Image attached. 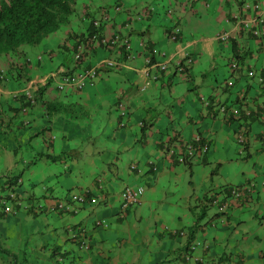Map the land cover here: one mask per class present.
Wrapping results in <instances>:
<instances>
[{
  "label": "crops",
  "instance_id": "obj_1",
  "mask_svg": "<svg viewBox=\"0 0 264 264\" xmlns=\"http://www.w3.org/2000/svg\"><path fill=\"white\" fill-rule=\"evenodd\" d=\"M170 2L162 0L156 13L164 26L161 35L153 38L155 14L130 32L134 42L140 41L136 36L148 37L145 48L157 44L170 55L157 57L171 62L146 90L139 89L145 62L131 58L114 71L124 74L121 79L106 69L94 86L79 93L45 85L29 115H22L23 99L14 91L31 74L22 71L0 81V176L22 173L20 192L33 196V202L49 206L64 201V212L23 209L13 216L0 207L2 248L23 257L35 255V264H42V257L60 243L80 264H194L196 257H204L201 264H264V85L257 80L264 73V46L245 32L229 44L219 41L215 36L222 27L216 24L211 0L176 9L185 19V34L172 41L166 30L171 19L164 13ZM142 6L140 2L136 9ZM224 21V29L234 23ZM238 51L244 68L233 86L226 87L222 81L231 76L228 63ZM184 52L195 55V64L179 73L174 61ZM53 63L36 65L34 76ZM201 93L211 97L209 107L200 101ZM119 100L127 115L120 116ZM222 102L247 105L253 114L226 119L216 110ZM237 132H244L243 152ZM196 134L209 144L205 153L190 163L167 156L166 143H189ZM150 164L158 167L156 172L149 170ZM250 182L251 195L230 200L224 215L213 217L217 209L212 206L198 219L199 208L193 206L205 196L220 192L223 198L224 188ZM138 184L145 186L141 202L123 213L121 191ZM77 195H85L86 201L79 202ZM100 218L107 222L97 225ZM190 238L202 244L186 257ZM81 239L89 249L81 247ZM9 261L0 250V264Z\"/></svg>",
  "mask_w": 264,
  "mask_h": 264
},
{
  "label": "trees",
  "instance_id": "obj_2",
  "mask_svg": "<svg viewBox=\"0 0 264 264\" xmlns=\"http://www.w3.org/2000/svg\"><path fill=\"white\" fill-rule=\"evenodd\" d=\"M112 1L116 2V0ZM159 1L161 3L162 0ZM201 1L206 2V0H179L178 5L180 7L184 6L192 9L197 5L199 6V2ZM105 2V5L109 7L110 4H108V0H105ZM242 2L243 0H229L228 3H233L237 4V6H240ZM97 4L98 1L95 0H0V81L5 80L8 77L13 78L19 72L23 71L24 73L26 71L31 74L28 75L24 80L25 82H27L30 78H32V75L34 76V74L37 73L36 65H43L50 61L56 62L57 56L61 60H72L74 57L73 51H75L78 46L86 40V38L90 39L89 36H85L86 34H91L94 32L102 33V29L100 27H96L92 22H90V17H93L94 14L92 5L96 6ZM81 14H83V16L85 15V19L88 20L80 18ZM76 15L79 18L73 20V17ZM129 21L131 20L129 19ZM124 22H126V20ZM78 23L80 25L79 28ZM229 28L219 30L218 32L221 33L223 31L229 30ZM179 37L180 34L175 33V40L173 41H178ZM233 39L234 36L231 34L230 38L219 41L225 44H229ZM86 45L88 47L92 44ZM153 46L154 45L151 44L149 47L147 57L149 61H147V59L144 60L148 65H152L155 63V61H153L154 59H156L155 55L153 54ZM160 51L161 48H158L157 52ZM190 56L195 55H192L190 53V55L184 54L180 57L175 58L174 63L177 66L179 73H181L182 71L191 70L192 66L188 68V61ZM190 62H193V59ZM164 73L165 70L162 72V75ZM251 74L253 75L254 71H251ZM39 91L37 93H39ZM199 98L205 107L210 106L212 100L210 96L201 93ZM23 100L25 104L30 103L28 100ZM206 101H208L209 103L206 104ZM233 118L234 115L232 114L228 117L229 120ZM202 139L203 137L200 136V139L197 140L198 142H203ZM186 145V143H183V147L185 150H182L180 146H177L178 150L173 148L174 150L172 152L165 151V153L167 154V156L170 155L175 157L177 162L179 163H190V158L194 159L195 157L193 155H188V153L186 152ZM135 167V165H131V169H134ZM148 168L151 172H156L158 169V167L154 164H150ZM23 183L24 176L22 173L9 172L0 176V207L1 209L3 208L2 212L5 215L8 214L17 216V214H19L23 209L36 214L47 211L49 212L51 211V208H53L52 211L64 212L63 208H59L57 206L58 201L48 206L43 202H33L31 199L33 198V196L26 198L20 192L19 186L21 184L23 185ZM128 186L137 187L143 185L138 184ZM143 187L145 190V186ZM233 189V186L224 188L226 192L224 193L223 198L220 197V192H216L214 193V195H208L201 199L196 206H193H198L199 208L198 212L200 211V217L198 219L201 220L202 218H204L207 209L211 208L212 206H216L217 209V212L215 215H213V217L216 215L222 216L228 209V205L222 208L224 203L229 204L230 200L242 199L248 194L249 196L251 195L250 191L241 196H237L236 194H234ZM123 191L124 189L121 191V198ZM79 197H81V199L79 198V202L86 201L85 195H79ZM5 200H7L11 206L10 211H5L4 209ZM140 202L141 199L139 203ZM137 204L133 206H136ZM133 206L127 209H123L121 203L120 208L124 213V211L129 210ZM95 222L97 225H103V223H106L107 221L100 218L96 219ZM104 226H106V224H104ZM190 233L193 234V230H191ZM192 240L193 239L190 238L189 242L184 247V249H186V257L191 255L193 256V252L195 250L193 246L197 240L193 244L191 243ZM81 247L84 249H89L90 245L83 239L81 241ZM0 250L9 255L11 261H9L8 264H35V255L30 256L29 254H27L23 257L20 256L18 252L14 250H7L5 248H2L1 246ZM74 255L69 250V247L65 245V243H60L59 245H54V247H51L49 250V254H47L45 257H42V264H80L79 261H77V258L76 260L73 258ZM193 260L194 264H201L205 259L204 257H196V259Z\"/></svg>",
  "mask_w": 264,
  "mask_h": 264
},
{
  "label": "clouds",
  "instance_id": "obj_3",
  "mask_svg": "<svg viewBox=\"0 0 264 264\" xmlns=\"http://www.w3.org/2000/svg\"><path fill=\"white\" fill-rule=\"evenodd\" d=\"M132 0H116L114 1H108V4L113 5V9L115 13L111 11V9L106 6L105 0L98 1V4L96 6L92 5L93 8V17H90V22H92L96 27H100L102 29V33L94 32L91 34H86L85 36H89L90 39H87L83 41L78 48L73 51L74 57L72 60L69 59H63L59 62H54L53 65L50 67V69L40 72V75L32 76L25 85H22L15 89L14 96L18 98H22L25 100H28L30 103L25 104L24 100L23 102V110L27 111L30 110V108L35 105L37 102V92L40 90L41 87H44L45 85H48L55 81L56 88L59 91H66V90H72L76 93L82 92L87 88L89 85L96 84L97 81L101 77L102 71L106 69H111L113 67H116L117 69L122 67L123 65L127 64V62L134 58L132 56V49H133V43L131 37V31L134 30L138 22L141 20L148 19L152 17L154 14L158 13L159 6H150V4L147 2H143V6L136 9V6H138V3L135 5H132ZM264 0H243L240 6H238V10L230 11L229 13H225L224 17L226 21L233 20L234 23H232V27L229 28V30L223 31L221 33H216V38L218 40L223 41L221 39L220 35L224 32H229L230 36L231 34L234 36V39L237 35V33H243L251 35L252 37L256 38L261 46H264ZM128 5V6H127ZM230 5H233V3H230ZM209 6V3L207 1V7ZM123 8H127L128 10L136 9V13L132 14L131 16H125L122 14L121 10ZM143 10L145 12H143ZM171 11V7H168L166 9V12L169 13ZM86 14V13H85ZM137 14V16H136ZM136 16V17H135ZM85 15H80V18L85 19ZM76 18H79L76 15ZM129 19L131 21H129ZM88 20V19H85ZM126 20V22H124ZM80 23V21H79ZM78 23V28L80 27ZM169 36V35H168ZM230 36L228 38H230ZM169 38L173 41L174 35L169 36ZM141 43H143L144 46H146V42L143 40H140ZM138 41V42H140ZM91 45L88 46L87 45ZM153 49H158L159 47L157 45L153 46ZM93 50V51H91ZM104 52L105 54H100L99 51ZM95 51L99 54H95ZM95 55V57H93ZM155 55V58L153 61H155L154 64L148 65L145 61L144 66L142 67V72L145 75L144 82L140 85V90H146L149 88L152 83L159 79V77L162 75V72L167 70L169 63L171 60H159L157 59L158 56L162 55V57L167 58L168 55L167 51L164 49H161L160 52H153ZM184 54L190 55V52H184ZM93 57V58H92ZM92 58V59H91ZM110 58H116L119 61L118 65L114 66H108L104 60L110 59ZM91 59V62H90ZM148 60V58L146 57ZM193 62H190L192 61ZM196 57L190 56L188 61V68L193 65L195 62ZM174 60V59H173ZM172 60V61H173ZM236 62L237 66L233 67V63ZM160 63V64H159ZM164 65V67H162ZM229 69L231 72V77L226 81L225 86L231 87L234 84L235 75L240 72L241 67L244 68V62L241 57V52L238 51L237 55L232 54L230 57V61L228 63ZM95 69L96 76L94 78H87L85 80V84L82 86L75 85L73 82H66L63 88L59 87L60 82L66 81V77H72L77 76L83 72H85L87 69ZM236 70V71H235ZM235 71V72H234ZM261 73V74H260ZM264 73L259 72L257 75L258 83L264 85ZM248 75L251 76V71L248 72ZM255 75V72L254 74ZM94 86V85H93ZM244 98V97H243ZM209 102L206 101V104ZM212 103V101H211ZM211 105V104H210ZM117 109L120 113V115H127L128 110L125 108V103H123L121 100L117 101L116 103ZM221 106H225L227 112L232 108H238L239 113L237 115H234V118H247L252 115V110L247 105L242 104H228L226 102L217 103L216 104V110L226 119H228L229 115L227 113H224L221 111ZM231 115V114H230ZM121 126L125 125L126 122L122 120L119 123ZM243 133L244 141L240 142L238 139V134ZM200 134H196L193 138L192 142L186 143L187 149L191 145L195 148V152L191 155H193L195 158L197 156L202 155L205 153L208 148L209 144L205 142L204 139H202L203 142H198L197 137L200 139ZM236 139L239 145L240 152H243L244 146H245V136L244 132H237ZM200 144L199 148L195 147V144ZM206 144L208 148L206 150H202L201 146ZM177 146H183V143L175 144V143H168L166 146L165 151L170 152V150H174L173 148L177 149ZM184 148V147H182ZM185 150V149H184ZM254 183L250 182L249 184H241V185H233V187H245V193H248L252 190ZM249 187L250 190L247 188ZM74 198L81 199L79 195L75 196ZM228 205V203H224ZM59 208H64V201H60L57 205ZM66 205V209H68ZM53 208L50 210L52 211ZM6 211V210H5ZM177 231H174L176 233ZM181 235H184V231L179 232ZM200 242L199 245L202 244L201 240H197L196 242ZM195 242V241H194ZM192 242V244L194 243ZM198 245V246H199ZM197 246V247H198Z\"/></svg>",
  "mask_w": 264,
  "mask_h": 264
},
{
  "label": "rangeland",
  "instance_id": "obj_4",
  "mask_svg": "<svg viewBox=\"0 0 264 264\" xmlns=\"http://www.w3.org/2000/svg\"><path fill=\"white\" fill-rule=\"evenodd\" d=\"M95 1H101V0H95ZM108 1H112V0H108ZM178 1L179 0H171V2H170L171 11L169 13H167L166 11L164 12V13H166V16L171 19V24L168 25V28H166V30H168L167 33L169 36H173L175 33H178V34L182 33L183 35L185 34V25H184L185 19L183 17H180L181 16L180 12H176V9L179 8ZM215 1L216 0H211V8L214 6L215 15L217 18L216 24L219 25L220 27H222L221 28V30H222V29L226 28L223 26H227L225 24V21H224L225 13L228 11L238 10V6H237V4H233V5H230V7H229L227 5V3L229 1H225V2H223L224 0H218L217 2H215ZM128 2H129V0H128ZM131 2H132V5H135L136 3L139 4L140 2L141 3L145 2V4H146L148 2L150 4V6H152V7L160 6V4H161L159 0H132ZM262 3H264V2H262ZM109 8L111 9V11L113 13H115V11L113 9V5H111ZM121 12L125 16H131L132 14L136 13V9L132 8L131 10H128L127 8H123L121 10ZM143 12H145V11L143 10ZM186 12L188 13L189 11H186ZM136 16H137V14H136ZM150 18H148V19H150ZM159 18H160V15L155 14L153 20L150 23L151 24V31L153 33V38H155L158 35H161V33L164 32V26L161 23H159ZM75 19H76V16L73 17V20H75ZM148 19L144 18L140 22L148 20ZM186 36H187V34H186ZM136 37L138 38V40H144L145 42L150 41V39H148V37H144V36H136ZM148 51H149L148 47L145 48L143 43H141V42H134L133 43L132 56L134 58L139 57V58H141L142 61H144L146 59V57H148ZM160 58H162V55H160ZM226 68L224 67V69H226ZM108 71H110L111 73H114V71H118V70L116 67H113V68L109 69ZM123 76H124V74L122 72H115L114 73V77H116V78L121 79V77H123ZM229 78L223 79L222 82L226 84V81ZM55 83L56 82L53 81L50 85L53 86V85H55ZM29 113H30L29 110L21 112L22 115H29ZM78 115H81L80 111H79ZM211 148H213V146ZM63 170L67 171L66 168H63ZM68 171L70 172V170H68ZM114 197L116 198L117 194ZM100 208H101L100 206L97 207V210H98L97 215L99 217L101 216V214L99 212V210H101Z\"/></svg>",
  "mask_w": 264,
  "mask_h": 264
},
{
  "label": "built area",
  "instance_id": "obj_5",
  "mask_svg": "<svg viewBox=\"0 0 264 264\" xmlns=\"http://www.w3.org/2000/svg\"><path fill=\"white\" fill-rule=\"evenodd\" d=\"M230 36V33L229 32H224L220 35L221 39L223 40H226L228 39V37ZM154 52H157V49H154L153 50ZM106 62V64L108 66H114V65H118L119 64V61L116 59V58H110V59H106L104 60ZM149 61V59L147 60ZM160 64V63H159ZM233 67H236L237 66V63L234 62L233 64ZM162 67H164V65H162ZM96 76V71L95 69H87L85 72L77 75V76H72L70 77H66L64 82H60L59 83V87L60 88H63L64 85L66 84V82H73L75 85H79V86H82L83 84H85V80L87 78H94ZM221 111L224 112V113H227L228 115L230 114H234V115H237L239 113V109L238 108H232L230 109L228 112L226 110V107L225 106H221ZM197 139H199L197 137ZM238 139L240 142H243L244 141V137H243V133H239L238 134ZM208 148V146L206 144H204L203 146H201V149L202 150H206ZM170 152H172V150H170ZM188 155H191L195 152V148L193 146H189L187 151ZM233 191H234V194H236L237 196H241L245 193V187H238V186H235L233 187ZM249 190L250 188L247 187ZM144 190V187L143 186H137V187H132V186H126L124 188V191L122 193V208L123 209H127L137 203H139L140 199H141V194ZM12 194V193H10ZM4 204H5V207L4 209L6 211H10L11 210V206L10 204L8 203L7 200L4 201ZM226 206V204H224L222 206V208H224ZM200 244V242H196L193 246V248H196L198 245Z\"/></svg>",
  "mask_w": 264,
  "mask_h": 264
}]
</instances>
